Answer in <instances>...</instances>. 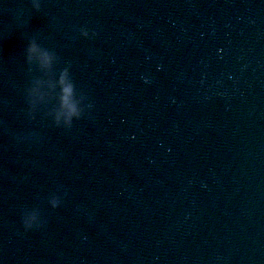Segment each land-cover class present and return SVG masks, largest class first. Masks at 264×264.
I'll return each instance as SVG.
<instances>
[{
	"label": "water",
	"instance_id": "obj_1",
	"mask_svg": "<svg viewBox=\"0 0 264 264\" xmlns=\"http://www.w3.org/2000/svg\"><path fill=\"white\" fill-rule=\"evenodd\" d=\"M0 264H264V0H0Z\"/></svg>",
	"mask_w": 264,
	"mask_h": 264
},
{
	"label": "clouds",
	"instance_id": "obj_2",
	"mask_svg": "<svg viewBox=\"0 0 264 264\" xmlns=\"http://www.w3.org/2000/svg\"><path fill=\"white\" fill-rule=\"evenodd\" d=\"M30 50H31V51H34L35 49H34V48H31ZM69 91H70V88H66V89H65V92H66V93L69 92Z\"/></svg>",
	"mask_w": 264,
	"mask_h": 264
}]
</instances>
